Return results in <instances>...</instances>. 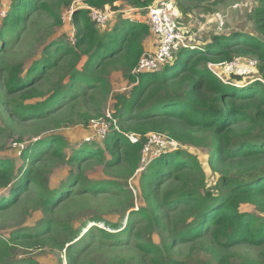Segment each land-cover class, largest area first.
I'll use <instances>...</instances> for the list:
<instances>
[{"label": "trees", "instance_id": "trees-1", "mask_svg": "<svg viewBox=\"0 0 264 264\" xmlns=\"http://www.w3.org/2000/svg\"><path fill=\"white\" fill-rule=\"evenodd\" d=\"M59 1L69 5L67 0ZM116 1L89 0V3L97 7L106 2L114 5ZM125 1L135 7L147 8L155 0ZM35 2L12 0L0 28V41L14 35L25 15L35 7ZM41 7L53 13L49 5L42 3ZM90 12L87 8H73L75 43L72 46L63 41L53 42L26 73L20 64L13 65L6 82L13 112L27 121L47 119L65 104L74 102L82 90V93L86 89L105 93L108 70L118 65L132 83L138 82L131 96L119 106V112H122L118 119L126 125L127 133L140 134L141 138L133 143L112 129L103 139L105 148L84 141L67 157L63 152L65 140L51 135L21 153L30 163V169L21 167L24 171L20 169L17 173L12 161L0 160V187L7 188L14 183L10 197L0 199V210L18 201L28 189L30 179L44 192L41 206L45 212L53 209L60 197L62 202L71 194L66 189H52L46 174L35 169L48 152L76 167L75 180L79 183L85 181L80 168L88 161L106 163L109 167L124 165L132 176L141 167L147 141L145 135L165 133L178 141L181 148L154 156L140 173L146 204L132 211L135 217L138 215L147 222L149 231L160 230L162 242L144 240L138 243V249L151 255V264H264V250L260 259L244 257L235 251L240 246L264 249V0H258L250 14L254 31H234L230 35H216L202 47H182L173 53L172 60L161 72L139 77L132 74V70L144 53L146 37L151 34L148 22L136 18L122 21L103 34L92 21ZM84 56L87 59L82 66ZM237 57L257 60L260 79L239 86L218 77L209 67L210 63L231 62ZM50 73L57 75L53 86L48 91L39 89L35 83ZM77 117L87 126L100 114L91 116L80 112ZM185 147L208 149L207 164L216 174L213 188L207 187V173L199 157L187 152ZM106 150L110 159L106 157ZM174 180H178L177 186L166 192L161 202L152 201L153 189ZM113 186L116 190L121 188L120 183ZM98 188L103 190L105 187L100 185ZM248 204L254 205L259 214L246 212L244 205ZM162 211L177 216L168 233L164 231ZM108 225L120 229L117 223ZM99 228L103 237L119 242L124 240L127 231L126 227L119 232ZM53 232L63 234L66 238L62 243L66 241L67 244L79 236L70 222L58 223L46 218L41 228L22 234L15 232L10 239L39 243ZM206 237L213 240V246H192L188 255L202 251L209 259L191 262L177 258L173 253V242L194 245ZM77 246H68L69 257L73 258L72 252ZM9 250L8 241L0 238V258L4 260ZM24 264L39 263L27 261Z\"/></svg>", "mask_w": 264, "mask_h": 264}, {"label": "rangeland", "instance_id": "rangeland-1", "mask_svg": "<svg viewBox=\"0 0 264 264\" xmlns=\"http://www.w3.org/2000/svg\"><path fill=\"white\" fill-rule=\"evenodd\" d=\"M67 1L69 5L59 0H36L35 7L25 15L24 22L20 24L14 35L6 41H0V160L12 161L17 173L22 169L21 167L31 168L30 163L21 156V153L48 136L62 137L65 140L63 152L69 157L84 141L105 148L104 138L100 135V126H98V122L104 119L112 123L110 117L115 118L120 133H127L124 129L126 125L118 119L119 113L122 112V110L119 112V106L131 96L133 87L138 82L132 83L118 65L108 70L106 75L108 89L105 93L91 89H86L82 93L83 87H81L82 91L79 90L80 93L77 94L78 97L74 102L65 104L63 108L60 107L59 112L56 111L47 119L27 121L20 119L13 112L12 97H9L6 91V82L13 65L20 64L23 72L26 73L36 60L43 57L45 48L53 42L63 41L64 44L72 46L75 29L72 21L67 18L72 8H97L112 12L108 23L104 27L98 26L103 34L113 30L114 25L122 21L136 18L148 22L146 8L135 7L125 0H117L114 5L109 2L102 5V2L100 3L102 6L97 7L92 6L89 0ZM11 3L12 0H0V28L5 15L11 9ZM42 3L49 5L54 14L42 8ZM257 4L258 0L195 2L177 0V5L180 6L176 13V23L184 32L187 45L202 47L210 43L216 35H230L234 31H254L250 14ZM156 42L152 33L147 36L144 41V53L155 50ZM180 48L182 47L177 45L174 53ZM86 59L87 56H84L82 66ZM220 74L225 81H233L239 86L260 79L258 68L250 67L246 63H242L234 71L220 69ZM56 78V74H46L35 84L39 89L48 91ZM77 87L80 85L78 84ZM80 112H87L91 116L100 114V117L92 118L85 126V123L77 117V113ZM56 123L59 125L56 126ZM108 123L106 135L112 132V129L118 131L114 125L111 128L112 124ZM185 149L199 157L207 173V187L213 188L216 174L209 170L207 164L208 149L194 147H185ZM157 150L153 149L146 157L153 158ZM106 157L107 159L111 157L108 150ZM88 162L80 168L85 181L79 183V180H75V175L78 174L76 167L55 158L51 152L43 155L42 161L36 164L35 169L46 174L52 189L60 191L66 189L71 194L62 202L60 197L53 209L45 212L41 206L43 190L38 184H34V181L28 180V189L18 201L0 210V238L7 240L10 245L8 256L4 260L0 258V264H24L27 261H36L39 264H151V255L141 252L138 243L144 240L161 243L162 233L159 229L149 231L147 222L141 220L138 215L135 217L132 212L146 204V195L142 189L143 181L140 178L146 163L141 165L137 173L130 176L124 165L109 167L106 163ZM136 174L139 176L136 177ZM177 181L165 182L161 187L153 189L150 195L152 201L161 202L164 194L177 186ZM114 183L121 184L120 190H116ZM100 185L105 188L100 190L98 188ZM13 187L14 183L7 188L0 187V199L10 197ZM92 188L95 190L90 191ZM244 210L259 214L254 205H244ZM161 213L164 231L168 233L177 216L166 211ZM46 218L58 223L63 220L70 222L79 232V236L70 244L66 241L62 243L66 237L57 232L42 238L39 243L29 241L32 243L30 244L21 239H10L15 232L22 234L41 228ZM109 223L119 224L120 229L111 228ZM99 227H105L110 230L109 232H119L126 227L127 231L124 240L119 242L103 237L98 231ZM200 244L213 246V240L206 237L194 245L173 242V253L178 256L177 258L191 262L209 259L210 257L202 251L197 255H188L192 246L198 247ZM70 245H78L76 249H71H75V252H72L73 258L67 255ZM263 250L261 247L240 246L235 251L244 257L260 259Z\"/></svg>", "mask_w": 264, "mask_h": 264}, {"label": "built area", "instance_id": "built-area-1", "mask_svg": "<svg viewBox=\"0 0 264 264\" xmlns=\"http://www.w3.org/2000/svg\"><path fill=\"white\" fill-rule=\"evenodd\" d=\"M146 9L148 10V24L150 25L152 35L157 41V47L152 52L143 53L138 64L132 70V74L137 77L141 74L161 72L164 69V66L172 60V55L177 45H180L181 47L190 46L185 43L186 36L184 32L178 28L176 23V13L177 9H179L177 0H155L154 3ZM72 11L73 8L67 17L70 22L72 21L73 16ZM90 11L92 21H94L99 27H104L108 23L112 13L97 8H90ZM72 40L73 43H75V37ZM242 63H246L250 67H257V60L245 57H237L231 62L219 64L210 63L209 67L218 77L222 78L220 69L234 71ZM110 118L112 119V123H108L107 119L104 120L108 124L114 125L120 133L121 131L117 125V120L112 117ZM104 120L102 122H98L102 138L106 137L108 129V125ZM124 135L133 143L137 142L141 138L140 134L135 133H124ZM145 137L147 141L143 149V159L141 165L146 163V167L152 160V158H147L146 155L153 149H158L154 156H159L162 152H172L181 148V144L178 141L172 139L165 133L149 132L145 135Z\"/></svg>", "mask_w": 264, "mask_h": 264}]
</instances>
